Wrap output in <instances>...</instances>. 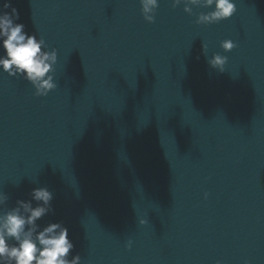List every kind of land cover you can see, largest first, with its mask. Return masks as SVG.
Segmentation results:
<instances>
[{"label":"water","instance_id":"1","mask_svg":"<svg viewBox=\"0 0 264 264\" xmlns=\"http://www.w3.org/2000/svg\"><path fill=\"white\" fill-rule=\"evenodd\" d=\"M11 3L58 62L46 97L0 72L8 206L47 186L39 223L62 221L82 264H264V0L208 26L171 0L151 24L139 0Z\"/></svg>","mask_w":264,"mask_h":264},{"label":"clouds","instance_id":"2","mask_svg":"<svg viewBox=\"0 0 264 264\" xmlns=\"http://www.w3.org/2000/svg\"><path fill=\"white\" fill-rule=\"evenodd\" d=\"M140 13L148 23H154L159 0H139ZM183 5V11L195 16L196 25H213L231 19L237 12L235 0H171V7ZM206 9L195 12L193 9ZM10 10V11H9ZM20 21V12L11 0L0 6V72L8 77L29 83L37 97H46L57 88L55 82L58 50L50 48L45 38L29 32ZM238 45L224 39L219 47L230 52ZM203 53L207 45H202ZM199 59V57H197ZM228 62L226 55L213 53L208 60L212 68L223 72ZM27 199H17L9 207V196L0 191V264H82L69 229L62 221L39 223L45 216L54 214L53 193L47 186L33 187ZM208 193H204L207 199ZM141 225L147 221L141 219ZM132 241L126 244L131 248ZM216 264H222L220 260ZM245 264H251L245 261Z\"/></svg>","mask_w":264,"mask_h":264}]
</instances>
